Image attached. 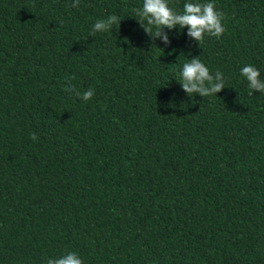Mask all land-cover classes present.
Instances as JSON below:
<instances>
[{
  "label": "trees",
  "instance_id": "trees-1",
  "mask_svg": "<svg viewBox=\"0 0 264 264\" xmlns=\"http://www.w3.org/2000/svg\"><path fill=\"white\" fill-rule=\"evenodd\" d=\"M0 0V264H264V0L153 40L143 0ZM188 0H168L182 12ZM120 25L90 37L97 20ZM199 59L225 88L188 96ZM87 102L66 92V78ZM37 139L33 141L31 134Z\"/></svg>",
  "mask_w": 264,
  "mask_h": 264
},
{
  "label": "clouds",
  "instance_id": "clouds-1",
  "mask_svg": "<svg viewBox=\"0 0 264 264\" xmlns=\"http://www.w3.org/2000/svg\"><path fill=\"white\" fill-rule=\"evenodd\" d=\"M80 0H74L73 8L79 6ZM138 22L143 30L153 40L159 38L165 45L171 43L168 32L177 28H187V36L200 44L205 34L219 38L225 31L223 26L224 14L218 11L214 2L200 3L199 0H188L183 5L182 12H177L169 6L168 0H143L142 8L134 9ZM121 19L116 15H110L106 19L97 20L92 27L90 37L97 32H107L113 25H120ZM181 79L179 81L183 91L188 95L199 94L201 97L216 95L225 88L224 77L220 71L215 75L198 57H193L182 66ZM241 75L247 80L249 92L264 93V79H261L260 71L253 65H246L241 68ZM75 77L66 78V92H74L75 95L87 102L95 94L94 89H88L82 94L75 89L72 80ZM35 141L36 135L31 134ZM46 264H84L82 258L76 252H67L58 258H48Z\"/></svg>",
  "mask_w": 264,
  "mask_h": 264
}]
</instances>
